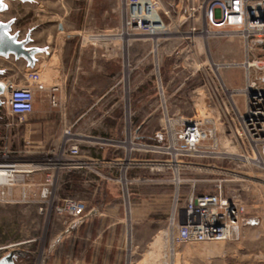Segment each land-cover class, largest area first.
<instances>
[{
  "label": "rangeland",
  "instance_id": "rangeland-1",
  "mask_svg": "<svg viewBox=\"0 0 264 264\" xmlns=\"http://www.w3.org/2000/svg\"><path fill=\"white\" fill-rule=\"evenodd\" d=\"M132 1L1 0L0 23H8V32L38 55L35 68L26 57L8 59L5 79H0L4 95L6 83L24 85L29 71L38 73L39 82L55 84L53 75L58 82L67 51L77 50L74 44L69 48L67 41L94 43L100 58L112 59L115 69V79L109 82L112 90L102 108L115 107L101 111L107 115L101 130L110 133L117 120L127 130L141 120L157 128L160 119L165 127L166 120L193 117L203 122L209 138L197 152L185 153L171 163L168 155H161L163 202L148 218L152 222L131 226L126 222L98 238L94 229L101 224L88 223L77 230L80 238L75 229L62 242L56 239L75 218L67 203L91 199L76 183V168L55 171L47 198H41V183L51 170L23 175L19 185L0 195V260L20 251L16 264H92L93 260V264H264V165L244 158L248 146L238 135L244 96L237 90L245 84L242 62L264 58V48L254 47L229 28L208 27L203 13L208 0H158V16L144 28H136L135 20H130L135 17L129 12ZM208 28L210 34L205 33ZM249 74H255L254 69ZM32 117L19 119L0 109V155L8 153L34 166L47 163L58 158L67 130L80 150L85 149V138L77 136L76 129L60 127L59 111L50 114L56 126L37 129L35 136L28 128ZM130 163L114 168L115 183L109 182L108 187L111 193L118 191L128 217L133 205L152 198L151 185L144 183L152 166ZM28 176L36 177L35 181L26 180ZM65 176L69 182L62 183ZM218 182L226 197L243 205L236 233L225 241L172 240L176 231L169 218L174 205L182 207L191 193L215 192Z\"/></svg>",
  "mask_w": 264,
  "mask_h": 264
},
{
  "label": "built area",
  "instance_id": "built-area-1",
  "mask_svg": "<svg viewBox=\"0 0 264 264\" xmlns=\"http://www.w3.org/2000/svg\"><path fill=\"white\" fill-rule=\"evenodd\" d=\"M135 17L136 28L147 27L154 16H158V0H135L128 3ZM208 27L229 28L238 32L254 47L264 48V0H208L203 8ZM133 23V21H132ZM131 22L127 24H132ZM246 70L245 84L239 90L244 96V109L238 115L240 139L248 146L247 157L257 164L264 163V58L246 59L242 62ZM250 68L255 74H249ZM39 82V75L29 71L24 85L4 83L6 94L2 96L3 107L10 115L19 119L31 114L34 109L35 93L33 84ZM57 88L53 87L54 92ZM52 105L58 100L54 93L50 95ZM165 127L157 131L160 142L154 145L135 143L138 147L152 150L160 155H168L170 162L185 153L197 152L202 142L209 138L203 122L196 118H180L176 121L166 120ZM177 126V127H176ZM67 137L58 150V158L47 163L19 161L8 153L0 155V195L5 190L19 185L23 175L37 170H51L41 183V198L50 196L53 190L55 171L79 168L83 162L80 144L74 135L65 131ZM73 136V137H72ZM164 140L166 144H164ZM245 141V142H244ZM245 145V144H244ZM248 150L251 155L248 154ZM37 166V167H36ZM153 168L163 169V161L154 162ZM28 185V184H27ZM70 215L80 216L85 210L81 201L67 203ZM169 223L175 229L172 240L176 242L225 241L235 233L243 214V205L238 199L226 197L220 182L215 184L213 193H191L182 207L174 205Z\"/></svg>",
  "mask_w": 264,
  "mask_h": 264
},
{
  "label": "crops",
  "instance_id": "crops-1",
  "mask_svg": "<svg viewBox=\"0 0 264 264\" xmlns=\"http://www.w3.org/2000/svg\"><path fill=\"white\" fill-rule=\"evenodd\" d=\"M67 44L69 48L74 44V48L76 47L77 50L67 51L65 62L60 63L58 82L57 77L53 75L55 84L47 86L44 82H38L33 87L35 93L34 109L31 113L33 117L28 124V128L34 130L31 134L35 136L37 129H51L56 126V121L50 118V114L53 111H59L60 127L74 128L78 131L77 136L85 138L82 144L86 147L81 149L79 157L85 166L76 168L74 172L76 173V183L86 190V192L83 190L82 193H87L91 199H79L84 203L85 210L80 216L72 218V223L56 237L60 242L64 237L72 234L75 229L76 237L80 238L77 230L80 226L88 223L101 224V227L94 229L98 238L103 233L115 230L116 225L126 224V222L129 226L133 223L152 222L149 220L151 215L157 212L156 209L163 202L162 173L153 167H151L150 176L144 177V183L151 185L149 192L152 198L150 202L144 200V204L133 205L134 210L130 211L132 215L130 214L129 217L126 214L125 203L121 202L118 191L111 193L108 190L111 185L109 182H114L112 171L116 166L132 165L131 160L134 161V165H145L142 162H146V165L152 166L154 162L162 160L160 154L150 149L133 147L136 146L135 143L144 145L159 143L160 138L157 131L163 125L162 119L159 120L157 128H149V121L141 120L136 124L131 123V127L124 131L121 120H117L112 123L111 129L109 128L110 133L106 132L105 128L101 130L102 123L107 118V115L101 114V111L107 112L115 107V104H111L107 109L102 108L103 101L112 90L109 82L111 83L115 79L114 61L110 58L101 59L99 50L94 43L89 45L84 41H67ZM27 48L33 49L31 45H28ZM20 57L13 53L0 54L1 80L5 79L4 64L8 62V59L15 58L18 61ZM32 57L35 68L38 58L35 49ZM101 61H104L103 65H101ZM1 80L0 85H2ZM104 81L106 83L102 85ZM52 87L57 89L53 92ZM4 91L2 88L1 101H3L1 94L4 95ZM52 93L58 96V104L55 106L50 103ZM2 107L3 105H0V109ZM123 138L124 140H122ZM124 160L128 162L125 163ZM35 179L36 177L29 176L26 178L30 182ZM67 180L68 176H65L61 182H69ZM16 258H14V262Z\"/></svg>",
  "mask_w": 264,
  "mask_h": 264
},
{
  "label": "water",
  "instance_id": "water-1",
  "mask_svg": "<svg viewBox=\"0 0 264 264\" xmlns=\"http://www.w3.org/2000/svg\"><path fill=\"white\" fill-rule=\"evenodd\" d=\"M1 7V0H0ZM9 24L8 23H0V54L6 55L9 53H13L14 55L23 56L28 59L30 63H33L32 53L34 49H28L25 47V41H19L13 35L8 32ZM0 87V93H1ZM2 101L0 99V105ZM21 254L20 252H11L6 257L0 260V264H15L14 258Z\"/></svg>",
  "mask_w": 264,
  "mask_h": 264
},
{
  "label": "bare ground",
  "instance_id": "bare-ground-1",
  "mask_svg": "<svg viewBox=\"0 0 264 264\" xmlns=\"http://www.w3.org/2000/svg\"><path fill=\"white\" fill-rule=\"evenodd\" d=\"M175 30H176V29H175ZM210 32H211V30H209V28H208V30L205 31V33H207V34H210ZM206 36H207V35H206ZM212 64H213V63H212ZM214 67H215V69H216V68H217V65H214ZM239 89H240V88H238L237 90H239ZM236 92H237V91H236ZM229 93H230V92H229ZM126 107H127V106H126ZM226 139H227V138H226ZM227 144H228V143H227ZM244 158L247 159V160H249V162H250L249 157H244ZM176 164H177V163H176ZM260 164H261V165H264V163H261V162H260ZM237 177H238V176H237ZM238 178L241 179V180H244V177H238ZM245 180H246V179H245ZM121 181L124 182V179L122 178Z\"/></svg>",
  "mask_w": 264,
  "mask_h": 264
}]
</instances>
